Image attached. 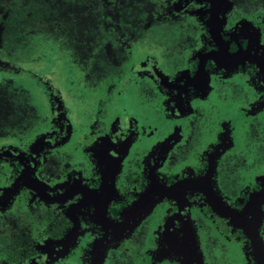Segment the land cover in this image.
Instances as JSON below:
<instances>
[{
  "label": "flooded vegetation",
  "instance_id": "af4514ba",
  "mask_svg": "<svg viewBox=\"0 0 264 264\" xmlns=\"http://www.w3.org/2000/svg\"><path fill=\"white\" fill-rule=\"evenodd\" d=\"M35 6L30 34L104 80L87 129L46 52L0 57V264H264V0ZM25 7L1 13L6 43ZM164 27L160 50L144 38Z\"/></svg>",
  "mask_w": 264,
  "mask_h": 264
},
{
  "label": "rangeland",
  "instance_id": "374dc122",
  "mask_svg": "<svg viewBox=\"0 0 264 264\" xmlns=\"http://www.w3.org/2000/svg\"><path fill=\"white\" fill-rule=\"evenodd\" d=\"M40 1L41 0H0V6L2 8L0 11V17L1 13L6 10L7 6H15L19 3H25L26 5L25 9L18 13L20 17L16 18V23H13L11 25L12 28H9V34L10 36H12L14 44L6 43L7 38L5 33L0 36V57L3 61H7L8 58H12V56L6 52L11 51L14 48H17L16 54L19 53V55H25L26 52L30 54L46 52L43 57L44 62L43 64L39 65L40 67L37 69V71L42 73H48L53 82L61 89L62 93H64V98L67 104L69 105L70 109L72 110V113H74V115L77 117V120L81 122L79 124L84 125L85 128L88 129L92 123H95L93 120L95 119V111H97L96 107L100 100L98 96L99 94H101V90L98 91L97 85L92 83L93 85H95L93 86L89 83L103 81L104 75L99 78H97L98 76H92L90 78L85 79L82 77L79 78V67L71 60L70 57H68V53L67 51H65L67 50L66 48H63L62 45L60 47L58 46L57 49L53 46L50 47V45L48 46L47 43H44L42 41L43 39L40 38L39 34H30L32 32L37 31L41 32L45 29V17H42L40 15V8H37V6L34 7V4H37ZM27 10L29 12V16L32 17L30 21H28L27 18L21 17L27 14ZM31 10L33 11L32 13ZM12 11L13 10H11V12ZM13 12L16 13L15 11ZM21 21L23 22V24L15 26ZM48 27H50V25H48ZM48 31L50 33H53L51 32L52 29ZM14 32L15 34H13ZM174 32L175 31L170 27H164L162 29L156 28V30L150 33L149 35L146 34L144 39L147 40L148 43L151 45L155 44L156 48L160 44L162 46V49L160 50H163V43L173 44L174 37L179 35ZM140 42L143 43L144 46H146L147 44L144 40H140ZM141 43L137 44L139 46H142ZM103 44L104 46L106 45L105 42ZM55 49L62 55L59 53L57 54ZM166 58L167 57L165 56V59ZM106 73L109 75L112 74L113 69L106 71ZM34 81L35 79L27 75L25 76L23 74H21V76L15 77L14 79L15 84H19L30 93V96L32 97L31 101H33L35 104L38 103V108H43L45 110L44 99L42 100L43 95L40 94L38 92L39 90L36 89L38 86ZM124 98L127 99L128 102H130V108H134L136 103L133 101L135 99H132L133 96L129 91H127L126 96ZM207 122L208 120H206V123ZM161 131L162 133L164 132V130ZM158 132L162 134L160 132V129ZM194 144L195 140L191 139L190 146ZM242 169H245V165H243ZM239 170L241 169L238 168V171Z\"/></svg>",
  "mask_w": 264,
  "mask_h": 264
}]
</instances>
